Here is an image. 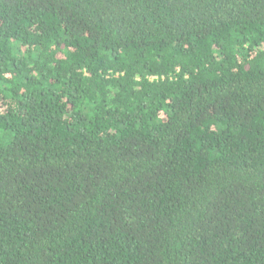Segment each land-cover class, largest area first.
I'll use <instances>...</instances> for the list:
<instances>
[{
    "label": "trees",
    "instance_id": "obj_1",
    "mask_svg": "<svg viewBox=\"0 0 264 264\" xmlns=\"http://www.w3.org/2000/svg\"><path fill=\"white\" fill-rule=\"evenodd\" d=\"M0 264H264V0H0Z\"/></svg>",
    "mask_w": 264,
    "mask_h": 264
}]
</instances>
